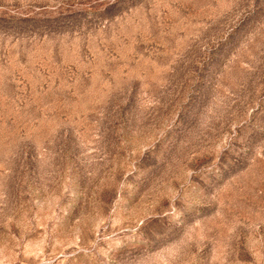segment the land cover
Wrapping results in <instances>:
<instances>
[{"label":"rangeland","instance_id":"rangeland-1","mask_svg":"<svg viewBox=\"0 0 264 264\" xmlns=\"http://www.w3.org/2000/svg\"><path fill=\"white\" fill-rule=\"evenodd\" d=\"M0 264H264V0H0Z\"/></svg>","mask_w":264,"mask_h":264}]
</instances>
